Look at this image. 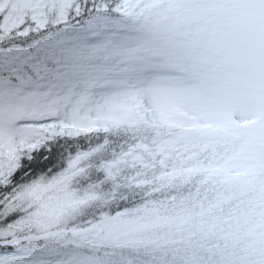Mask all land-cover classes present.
I'll return each mask as SVG.
<instances>
[{
	"label": "snow or ice",
	"instance_id": "1",
	"mask_svg": "<svg viewBox=\"0 0 264 264\" xmlns=\"http://www.w3.org/2000/svg\"><path fill=\"white\" fill-rule=\"evenodd\" d=\"M0 264H264V0H0Z\"/></svg>",
	"mask_w": 264,
	"mask_h": 264
}]
</instances>
